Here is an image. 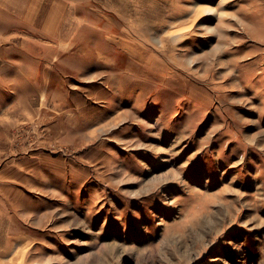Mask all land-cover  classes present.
I'll return each instance as SVG.
<instances>
[{
  "label": "rangeland",
  "instance_id": "1",
  "mask_svg": "<svg viewBox=\"0 0 264 264\" xmlns=\"http://www.w3.org/2000/svg\"><path fill=\"white\" fill-rule=\"evenodd\" d=\"M0 264H264V0H0Z\"/></svg>",
  "mask_w": 264,
  "mask_h": 264
},
{
  "label": "bare ground",
  "instance_id": "2",
  "mask_svg": "<svg viewBox=\"0 0 264 264\" xmlns=\"http://www.w3.org/2000/svg\"><path fill=\"white\" fill-rule=\"evenodd\" d=\"M245 31V30H244Z\"/></svg>",
  "mask_w": 264,
  "mask_h": 264
}]
</instances>
